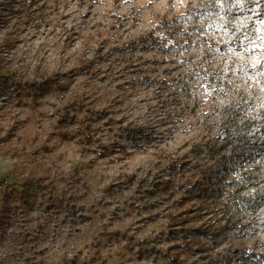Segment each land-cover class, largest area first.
Returning <instances> with one entry per match:
<instances>
[{
	"label": "trees",
	"instance_id": "16d2710c",
	"mask_svg": "<svg viewBox=\"0 0 264 264\" xmlns=\"http://www.w3.org/2000/svg\"><path fill=\"white\" fill-rule=\"evenodd\" d=\"M62 2L7 0L0 5L1 88H10V95L19 101L27 97L38 104L46 97L54 98L50 138L57 136L61 145L74 143L82 152L98 145L99 157L110 164L152 152L156 160L145 176L125 175V182L137 180L152 196L171 199L165 234L179 241L181 250L174 254L169 248L162 250L160 264H186L182 255H199L201 264H264L258 240L249 243L246 232V218L264 214V107L251 114L244 104L229 105L222 121L204 122L207 130L202 139L184 154L157 142L163 125L172 135L179 124L187 122L183 130L193 125L195 83L213 85L214 72L206 61L209 53L199 62L192 58V51L198 55L206 52L202 47H212L210 37L198 32L204 8L189 2L181 15L159 18L140 36L124 38L109 31L102 39L101 31L90 32L65 56L60 52L49 61L36 54L31 70H12L14 59L9 56L17 49L21 28L46 21L55 11L52 8ZM245 5L264 17V0H245ZM260 76L264 82V73ZM148 88L154 89L159 103L144 100L146 111L141 118L136 113L143 100L131 96ZM157 107L162 113L152 122L148 117ZM216 126L219 132L214 134ZM15 127L0 128V135L5 131V140L11 139ZM47 145L41 143L42 148ZM11 176L22 183L20 188L7 183L0 188V228L16 214L28 215L40 201L48 209L56 206L60 200L54 193L67 186L64 199V192L81 181V168L74 166L68 175H61L35 164L27 169L15 167Z\"/></svg>",
	"mask_w": 264,
	"mask_h": 264
},
{
	"label": "rangeland",
	"instance_id": "374dc122",
	"mask_svg": "<svg viewBox=\"0 0 264 264\" xmlns=\"http://www.w3.org/2000/svg\"><path fill=\"white\" fill-rule=\"evenodd\" d=\"M6 1L0 0V5ZM189 2L204 8L198 32L212 41V47L201 48L205 53L192 51V58L199 62L209 53L206 61L214 72V82L210 87L195 83L192 103L197 116L191 120V127L183 130L187 122L179 124L172 135L163 125L157 135V142L166 143L173 153H187L207 130L204 122L222 121L229 105L244 104L251 114L264 107L260 76L264 73V44L259 39L255 44L245 39L264 37V24L260 23L264 17L258 18L245 3L241 11L235 0H64L52 8L55 11L46 21L21 28L17 49L9 56L14 59L11 69L18 73L31 70L36 54L47 56L49 61L60 52L65 56L90 32L101 31L102 39L109 31L124 38L140 36L159 18L181 15ZM153 90L131 96L143 100L137 116L142 118L146 111L144 100L159 103ZM55 102L50 96L38 104L27 97L19 101L10 95V88L0 86V128L16 126L11 139L5 140V131L0 135V188L3 190L4 183L20 188L22 181L11 176L15 167L27 169L40 164L61 175H68L74 166L81 168V181L64 192V199L61 196L67 186L54 193L61 201L56 206L48 209L46 202L40 201L28 215L16 214L0 228V264H160L162 250L180 252L179 241L175 243L165 234L171 199L152 196L137 180L125 182V175L145 176V170L156 160L152 152L110 164L99 157L98 145L82 152L74 143L59 144L57 136L50 138ZM154 112L148 119L157 122L162 111L157 107ZM144 117L147 119L146 114ZM218 132L216 126L213 133ZM43 142L47 147H41ZM2 201L0 195V207ZM246 219L247 241L258 240L264 258V214ZM181 258L186 264L204 262L199 255Z\"/></svg>",
	"mask_w": 264,
	"mask_h": 264
},
{
	"label": "snow or ice",
	"instance_id": "6c2138e0",
	"mask_svg": "<svg viewBox=\"0 0 264 264\" xmlns=\"http://www.w3.org/2000/svg\"><path fill=\"white\" fill-rule=\"evenodd\" d=\"M245 3V0H235V4L238 8H240L241 11H243L242 5ZM256 3H260V0H256ZM249 11H253L252 9H249ZM259 18V14H256ZM261 24H264V19L260 20ZM241 25L246 27L247 25L242 21ZM245 39L249 40V43L255 44L256 39H259L261 41L262 44H264V37H254V38H249L248 36H245ZM260 62L257 61V64H259ZM255 66V65H254Z\"/></svg>",
	"mask_w": 264,
	"mask_h": 264
}]
</instances>
